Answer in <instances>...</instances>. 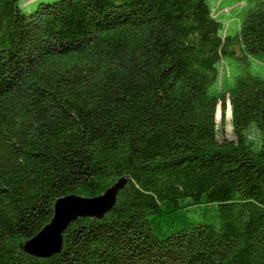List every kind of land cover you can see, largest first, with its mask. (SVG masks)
Returning <instances> with one entry per match:
<instances>
[{"label":"trees","instance_id":"trees-1","mask_svg":"<svg viewBox=\"0 0 264 264\" xmlns=\"http://www.w3.org/2000/svg\"><path fill=\"white\" fill-rule=\"evenodd\" d=\"M235 57L263 72L264 0H0V264H264V76L224 79ZM123 178L59 254L24 251Z\"/></svg>","mask_w":264,"mask_h":264},{"label":"water","instance_id":"water-1","mask_svg":"<svg viewBox=\"0 0 264 264\" xmlns=\"http://www.w3.org/2000/svg\"><path fill=\"white\" fill-rule=\"evenodd\" d=\"M127 182L125 178L120 179L103 195L94 198L69 195L58 199L51 222L24 244V251L36 258H50L59 254L67 228L79 218L102 219L114 207Z\"/></svg>","mask_w":264,"mask_h":264},{"label":"rangeland","instance_id":"rangeland-1","mask_svg":"<svg viewBox=\"0 0 264 264\" xmlns=\"http://www.w3.org/2000/svg\"><path fill=\"white\" fill-rule=\"evenodd\" d=\"M21 1V6L23 8V11L26 13H31L36 10L38 7V4L40 2H55L58 0H20ZM222 0H209L210 5H216V3L219 2L221 3ZM222 23H225L221 20ZM226 29H229V35L234 36L235 31H234V24H226ZM229 69L231 70V73L234 75L235 69H238L236 74L240 73H251L254 75H262L264 76V69L263 72H261L260 69H256V63H253L251 61H244V63L241 66H238L236 68H233L232 62L230 59L226 60ZM229 113H231L230 107L228 106L226 116H225V122H224V129L223 131H220L219 137L220 139L227 138V139H234V134L232 131V120L231 116L229 117ZM221 108H218V113H217V122L219 124V128L222 130V124H221ZM190 219L194 222H199V223H208L212 225H218L219 224V219L215 215H212L207 209L204 208H197L196 210H192L189 213Z\"/></svg>","mask_w":264,"mask_h":264},{"label":"crops","instance_id":"crops-1","mask_svg":"<svg viewBox=\"0 0 264 264\" xmlns=\"http://www.w3.org/2000/svg\"><path fill=\"white\" fill-rule=\"evenodd\" d=\"M227 59H230V61L232 62V64L235 63L237 66H239L242 63L239 60V58H236V57L235 58H226L225 60H227ZM248 61H251L253 63H256L259 66H262L261 63L255 62L254 60L249 59ZM221 73H222V76L224 77V79H229V77L231 75V70L229 69L228 64H226V62L221 65Z\"/></svg>","mask_w":264,"mask_h":264}]
</instances>
